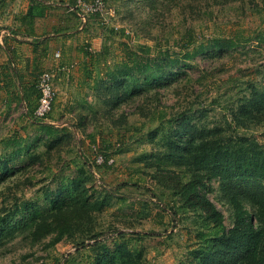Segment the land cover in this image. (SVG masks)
<instances>
[{"label":"rangeland","instance_id":"obj_1","mask_svg":"<svg viewBox=\"0 0 264 264\" xmlns=\"http://www.w3.org/2000/svg\"><path fill=\"white\" fill-rule=\"evenodd\" d=\"M106 4L100 51L67 77L0 50V264H227L217 222L239 207L264 244V0ZM142 52L163 67L123 77ZM44 70L62 88L40 124L21 95Z\"/></svg>","mask_w":264,"mask_h":264},{"label":"crops","instance_id":"obj_2","mask_svg":"<svg viewBox=\"0 0 264 264\" xmlns=\"http://www.w3.org/2000/svg\"><path fill=\"white\" fill-rule=\"evenodd\" d=\"M74 2L4 0L0 9V50L6 54L11 50L17 57L26 51L23 63L27 64L22 73H29L31 66L40 59L48 60L51 68L72 65L71 74L82 67H89L100 51L101 40L95 33L92 19L83 23L71 10ZM8 58L13 65L10 54ZM59 73L63 78L66 76ZM21 80L23 78L19 77ZM55 88L61 92L62 83L55 82Z\"/></svg>","mask_w":264,"mask_h":264},{"label":"trees","instance_id":"obj_3","mask_svg":"<svg viewBox=\"0 0 264 264\" xmlns=\"http://www.w3.org/2000/svg\"><path fill=\"white\" fill-rule=\"evenodd\" d=\"M250 39H252V37L246 38V40ZM237 43L238 42L233 41L231 38H228L222 39L221 41L215 40L213 45L219 48H229L237 45ZM190 45L191 43L188 40L186 42L185 51L181 54V59H192L199 52V47L189 49L188 47ZM158 54H160V56L156 57L142 52L141 54H134L133 58H131V54H126V61L122 63L124 68L118 71L123 73V77L125 75L133 74L135 76L142 77L144 81H148L150 77L153 78V74L150 77L146 75L152 66L155 64L157 67L162 68L164 65L161 53L159 52ZM169 61L176 62L179 61V59L169 58ZM116 79L117 76L114 73L110 74L107 81H115ZM34 94L37 100L38 95L35 86L34 88H31V90H28L25 94H22L21 99L24 102L29 101ZM32 122L45 124L41 120H35ZM168 122H170V120ZM261 170L262 172H260L258 176L264 179V166H261ZM196 203L198 206L207 210L210 216L219 220L221 214L208 198L205 196H198ZM217 223L222 232V236L219 239L222 242L224 251L228 253V257L226 259L228 262L227 264H264V244H262V236L259 232L260 230L254 228L251 214L247 213L243 208H237L234 216L233 227L229 231H225L220 222ZM103 235V233L96 234L93 239ZM233 253L240 254V257L237 260H233Z\"/></svg>","mask_w":264,"mask_h":264},{"label":"built area","instance_id":"obj_4","mask_svg":"<svg viewBox=\"0 0 264 264\" xmlns=\"http://www.w3.org/2000/svg\"><path fill=\"white\" fill-rule=\"evenodd\" d=\"M106 5V0H75L71 10L81 22L86 23L91 16L111 15L112 9H108ZM71 68L72 65H58L56 67L57 71L63 72L65 75L70 73ZM54 76V70H44L38 75L35 84L38 95L37 102L33 110L27 115L28 120H45L52 110L56 98Z\"/></svg>","mask_w":264,"mask_h":264}]
</instances>
